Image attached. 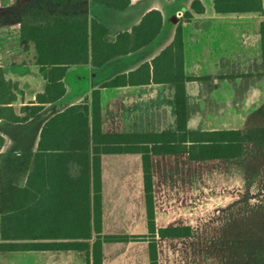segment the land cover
<instances>
[{
	"label": "crops",
	"instance_id": "crops-1",
	"mask_svg": "<svg viewBox=\"0 0 264 264\" xmlns=\"http://www.w3.org/2000/svg\"><path fill=\"white\" fill-rule=\"evenodd\" d=\"M177 1L180 4L170 6ZM192 1L131 0L125 9L93 0H7L6 6H0V25L21 20L29 9L87 12L108 29L110 38L132 30L151 9L160 10L163 16L156 38L139 50L117 56L101 67L90 63L70 66L63 79L65 94L45 103L28 121L0 119V135L5 139L0 154L8 161L0 168V226L3 222L6 231L23 230L22 219L14 218H22L17 210L29 199L33 202L32 231H87V206L93 201L92 131L89 149L72 151L80 155L79 160L61 163L44 158L52 151H39L42 128L57 113L84 101L103 82L159 55L173 41L183 20L178 12L191 10ZM200 1L205 11L191 10L193 15L183 21L187 129H264V9L218 13L214 0ZM25 45L21 44L20 51L6 48L2 52L5 76L16 87L18 99L13 105L18 113L23 105L38 104L36 95L44 92L47 84V70L40 69L36 58L31 64L5 62L7 57H24L31 45L36 57L34 43L26 50ZM100 99L104 134L124 135L128 141L130 135L177 131L174 82L101 87ZM241 149L240 155L206 159H192L183 152L151 154L157 229L153 237L148 226L142 155L101 153V235L141 236L103 241L102 264H150L151 238L157 244L158 264H264V141H242ZM36 153H43L39 161ZM31 154L32 161L25 162ZM74 201L79 202L76 207ZM186 227L189 234L158 233L160 228ZM94 238L0 236V264H92ZM84 242L88 248L69 247Z\"/></svg>",
	"mask_w": 264,
	"mask_h": 264
},
{
	"label": "trees",
	"instance_id": "trees-1",
	"mask_svg": "<svg viewBox=\"0 0 264 264\" xmlns=\"http://www.w3.org/2000/svg\"><path fill=\"white\" fill-rule=\"evenodd\" d=\"M66 1V0H62ZM74 2L82 0H72ZM100 4L125 9L131 0H93ZM7 0H0V6H6ZM214 8L218 13L253 12L264 9V0H214ZM192 11L203 13L205 7L200 0H193ZM186 10L177 26L173 41L153 58L144 62L128 73H122L103 82L92 90L90 96L81 103L71 105L62 112L50 118L43 126L39 141V151H52L44 156L54 162L78 159L72 151L86 150L90 147V130L93 140V157L91 161L93 177V201L88 202L87 231L42 233L32 231L33 202L27 200L22 203L20 220L22 231H6L4 223L0 226V236L4 239H37L53 237L63 239H91L95 234L92 251V264H102L101 246L103 241H123L141 236L101 235L102 206H101V168L100 155L108 152H138L142 155L144 188L150 236L157 231L155 221V207L153 182L151 171V154L158 153H188L192 159H206L212 157H232L242 152V141H264V129H251L241 132L231 131H188L185 102L184 72V40L183 21L193 15ZM163 16L160 10L151 9L142 17L132 30L119 32L110 38L108 29L95 17L87 12L49 13L43 10L29 9L21 20L0 25V119L8 122H26L40 111L45 103L60 99L66 92L64 76L67 69L75 64H88L101 67L111 59L139 50L151 43L162 26ZM25 50L30 43H34L36 50V64L42 71L47 70V84L45 91L36 95L38 104L32 101L28 106H21L20 112L15 110L14 101L18 99L15 86L4 73L2 52L6 48ZM48 68V69H47ZM176 83L177 90V124L176 132L157 134L130 135L126 141L124 135L104 134L101 128V87H115L121 85H136L147 83ZM151 136V137H149ZM50 140L44 143V140ZM5 139L0 135V148ZM231 143V144H229ZM43 153H36L35 160H40ZM84 156V154H82ZM88 156V154H87ZM31 154L25 162H31ZM83 158V157H82ZM6 161L0 154V168ZM11 163L9 162V165ZM1 177V174H0ZM90 190V189H89ZM79 202H72L76 207ZM84 209V202H83ZM79 210V208H78ZM77 217L79 211H77ZM17 215V214H16ZM15 220V221H16ZM83 221L85 218L83 216ZM160 236H177L189 234V228H160ZM88 248V242L69 246ZM26 249V248H24ZM150 264H158L157 244L151 238L149 244Z\"/></svg>",
	"mask_w": 264,
	"mask_h": 264
},
{
	"label": "rangeland",
	"instance_id": "rangeland-1",
	"mask_svg": "<svg viewBox=\"0 0 264 264\" xmlns=\"http://www.w3.org/2000/svg\"><path fill=\"white\" fill-rule=\"evenodd\" d=\"M156 1L164 3L165 0H156ZM176 4L178 5V4H180V2L177 1L175 3H171L170 6H174ZM33 52H34V46L31 45L29 50H28L27 55H25L24 57H20V58H9V57H7V58H5V62L8 63V62H12V61H18V62H24V63H30L31 64V63L35 62V56L33 55ZM258 174H261L260 171ZM263 174L264 173H262L261 175H263ZM94 236H95V234H92L91 239L94 238Z\"/></svg>",
	"mask_w": 264,
	"mask_h": 264
},
{
	"label": "built area",
	"instance_id": "built-area-1",
	"mask_svg": "<svg viewBox=\"0 0 264 264\" xmlns=\"http://www.w3.org/2000/svg\"><path fill=\"white\" fill-rule=\"evenodd\" d=\"M178 15H179L180 17H183L184 12H183V11H179V12H178Z\"/></svg>",
	"mask_w": 264,
	"mask_h": 264
}]
</instances>
